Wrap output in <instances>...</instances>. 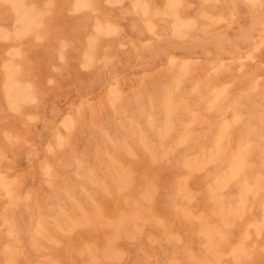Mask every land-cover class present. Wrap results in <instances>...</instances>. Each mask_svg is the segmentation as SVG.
<instances>
[{
    "label": "rangeland",
    "instance_id": "rangeland-1",
    "mask_svg": "<svg viewBox=\"0 0 264 264\" xmlns=\"http://www.w3.org/2000/svg\"><path fill=\"white\" fill-rule=\"evenodd\" d=\"M0 150V264H264V0H0Z\"/></svg>",
    "mask_w": 264,
    "mask_h": 264
},
{
    "label": "bare ground",
    "instance_id": "bare-ground-1",
    "mask_svg": "<svg viewBox=\"0 0 264 264\" xmlns=\"http://www.w3.org/2000/svg\"><path fill=\"white\" fill-rule=\"evenodd\" d=\"M254 2H255V0H254ZM191 4H192V3H191ZM36 7H37V6H36ZM91 7H92V6H91ZM49 9H50V8H49ZM44 10H45V9H44ZM46 10H47V9H46ZM176 11H177V10H176ZM40 12H41V11H40ZM35 13H36V12H35ZM165 14H166V13H165ZM169 14H170V13H169ZM96 17H97V16H96ZM179 18H180V17H179ZM179 18H178V19H179ZM182 20H183V19H182ZM99 23H100V22H99ZM4 28H5V27H4ZM177 30H178V28H177ZM89 36H90V35H89ZM96 36H97V35H96ZM41 38H42V37H41ZM65 44H66V43H65ZM126 44H128V43H126ZM126 44H125V45H126ZM90 45H91V44H90ZM126 46H127V45H126ZM129 48H130V47H129ZM131 48H132V47H131ZM90 54H92V53H90ZM138 56H139V55H138ZM103 57H104V56H103ZM101 60H102V59H101ZM11 61H12V60H11ZM92 61H93V60H92ZM106 62H107V61H106ZM84 63H85V62H84ZM106 64H107V63H106ZM55 65H56V64H55ZM87 65H89V64H87ZM92 65H93V64H92ZM56 66H57V65H56ZM56 66H55V67H56ZM89 66H90V65H89ZM210 75H211V74H210ZM117 77H118V76H117ZM22 83H23V81H22ZM20 84H21V83H20ZM224 84H226V83H224ZM112 85H113V84H112ZM116 86H117V85H116ZM213 89H214V88H213ZM62 102H63V101H62ZM72 115H73V114H72ZM72 119H73V118H72ZM39 126H40V125H39ZM39 126H38V127H39ZM16 138H17V137H16ZM247 143H248V142H247ZM0 151H1V150H0ZM41 160H42V159H41ZM29 168H30V167H29ZM32 168H33V167H32ZM194 172H195V171H194ZM2 173H3V172H2ZM16 176H17V175H16ZM18 178H19V177H18ZM21 179H22V178H21ZM12 188H13V187H12ZM29 198H30V197H29ZM14 210H15V209H14ZM6 220H7V219H6ZM261 220H262V219H261ZM8 229H9V228H8ZM5 230H6V229H5ZM5 230H4V231H5ZM9 231H10V230H9Z\"/></svg>",
    "mask_w": 264,
    "mask_h": 264
}]
</instances>
